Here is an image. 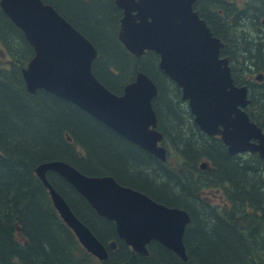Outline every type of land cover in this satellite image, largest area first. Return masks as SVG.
<instances>
[{"label":"trees","instance_id":"1","mask_svg":"<svg viewBox=\"0 0 264 264\" xmlns=\"http://www.w3.org/2000/svg\"><path fill=\"white\" fill-rule=\"evenodd\" d=\"M43 1L97 47L92 69L110 90L121 93L137 69L155 81L158 96L153 104L164 142L175 148L181 162L171 168L167 161L51 92L29 93L22 68L34 49L0 6V43L13 58L12 70L0 69V264H93L94 256L60 217L49 189L36 174L39 164L52 160L69 162L85 174L112 175L155 201L186 209L191 215L184 235L188 260L158 241H152L149 254L144 255L127 245L115 223L99 215L66 179L48 172L49 181L97 238L106 245L117 240L118 248L109 249L108 259L100 264H264V160L257 153H229L221 138L205 134L193 116L182 111L181 89L159 68V55L147 51L135 57L119 41L121 10L114 0ZM200 1L216 14L217 9L226 8L223 0ZM252 4L242 12H247L250 22L239 33L231 32L225 18H219L221 26L209 18L208 24L229 43L228 54L257 73L263 70L264 49L254 47L247 34H254L251 23H260L264 0H252ZM235 9L231 13L237 20L236 11L241 9ZM114 11L116 28L111 36L113 24L102 18ZM262 109L253 118L264 129V103ZM183 116L190 119L189 130L181 121ZM203 162L208 168L201 166ZM206 188L223 190L225 205L207 203L202 197ZM204 210L207 225L201 218Z\"/></svg>","mask_w":264,"mask_h":264},{"label":"water","instance_id":"2","mask_svg":"<svg viewBox=\"0 0 264 264\" xmlns=\"http://www.w3.org/2000/svg\"><path fill=\"white\" fill-rule=\"evenodd\" d=\"M196 0H116L124 10L119 39L135 55L146 50L160 54V67L182 89L196 123L210 136L219 135L229 153H258L264 160V131L243 110L249 100L245 87H237L225 46L198 11ZM4 13L23 32L35 53L22 68L26 89H43L70 101L127 140L166 160L159 143L153 99L158 93L153 79L138 72L123 93L104 85L93 72L97 47L56 8L43 0H0ZM207 167L204 162L201 165ZM36 173L49 189L54 206L81 244L100 260L107 246L72 211L67 200L47 177L55 171L82 194L96 212L114 221L118 236L135 252L148 255V245L158 241L188 260L184 235L190 213L159 203L143 192L121 185L112 175L90 176L63 160L46 161ZM115 249L117 244H109Z\"/></svg>","mask_w":264,"mask_h":264},{"label":"flooded vegetation","instance_id":"3","mask_svg":"<svg viewBox=\"0 0 264 264\" xmlns=\"http://www.w3.org/2000/svg\"><path fill=\"white\" fill-rule=\"evenodd\" d=\"M221 1L222 0H215V2H219V3H222ZM249 1L252 4V0H249ZM114 2H115V5L117 6V8H119L121 10L120 11V16H119V19H118V30H117V37L119 39V32L121 30V19H122L123 15H124V10L116 4V1L115 0H114ZM223 3L226 6V8H219V9H217V11H216L217 14L214 13V10L212 8H209L206 4L202 3V1H200V0H196L193 7H194V10H196V11L199 12L200 17L202 19H204L207 22V24H208V18H209L210 20L211 19H214L217 22V24L221 26V22L219 21V18L221 20H223V18H225L224 19L225 20L224 23L227 24V26H229L230 27V30H231L233 28V25H232L231 21H233L232 16L234 15L233 13H231V9L233 8V6H232L233 3H232V0H223ZM228 13H231V16L229 17L230 18V22H228V19L229 18L226 19ZM222 26H224V24H222ZM210 28L212 29V27H210ZM261 30H263L261 32L262 37L260 38V41H258V43H256L255 45H256L257 48L264 49V18L262 19V27H261ZM218 37H220L223 40V42L225 43V46L221 49L220 57H222V58H228L229 65H230V68H231V75H232V77L234 79L235 85L237 87H245L246 90H247V98H248L249 102H248V104L245 107H243V109L249 114V116L254 121H256L253 118L254 114L257 115L258 113H262V110H263L262 109V105L264 103V66L262 67L263 70L258 71L257 73L252 72L251 71L252 69H250V68L246 70L244 68V62L242 60H239V59H236L235 60V59L232 58V56L230 54H228V50L227 49L230 48L229 43L226 42V40L223 37H221V36H218ZM119 41L123 44V46L125 47V49L128 52H130L132 55H134L135 57H143L147 53V51H153V52L157 53L154 50H146L145 53H143L142 55L137 56L134 53H132L125 46V44L120 39H119ZM157 54L159 55V53H157ZM160 59H161V57L159 55L158 66L161 69V67H160ZM136 71L137 72L135 74V78H136V75H137L138 72H144V71L138 70V69ZM135 78L132 81L126 83L125 86L127 84L133 82L135 80ZM176 85L180 88V86L177 83H176ZM125 86H124V88H125ZM124 88H123V90H122L121 93H123ZM157 96H158V94H157ZM154 99H153V101H154ZM181 100H183V102H187V104H188V101L185 100V99H183L182 91H181ZM153 106H154V104H153ZM154 111L156 112V110H154ZM189 112H190V115L192 116L191 111H189ZM156 116L158 118V126H157V129H159L160 131H162L161 128H160V118L158 117L157 112H156ZM192 119L195 121L194 116H193ZM195 123H196V121H195ZM87 175H89V174H87ZM104 175H106V174H104ZM90 176H99V175H90ZM129 187H131V186H129Z\"/></svg>","mask_w":264,"mask_h":264},{"label":"rangeland","instance_id":"4","mask_svg":"<svg viewBox=\"0 0 264 264\" xmlns=\"http://www.w3.org/2000/svg\"><path fill=\"white\" fill-rule=\"evenodd\" d=\"M232 3H233V7H235L236 9L235 10H238V9H241L240 12L239 11H236V13L238 14V18L237 20L236 19V16L233 15V29H231V32H235V33H239L241 31L244 30V26L247 27L249 25H245L247 23V21L250 22V19L246 16L247 15V12H243V10L249 8V4H250V1L249 0H232ZM112 7V6H111ZM114 13V14H113ZM115 15V16H114ZM116 12H112L111 14H108L107 17H104L102 19H105V20H109L112 22L113 26L111 28V32L109 35L111 36H114L115 35V28H116V25H115V22H116ZM264 18V14L263 16H260V23L258 25H254L251 23L252 26H250V29L252 31V35H249L247 34L249 38H252L254 41H253V44H256L258 43V41H260V38L262 37V34L261 32L263 30H261V25H262V19ZM227 19V18H226ZM228 22H230V18L228 19ZM106 31H107V27L105 28ZM108 31H110L108 29ZM240 36V34L238 35V37ZM256 45H254L255 47ZM12 56L10 54H6V49H5V46L0 43V69L2 70H12ZM15 89V88H14ZM181 104V109L182 111L184 112H189V106L187 104V102H183V103H180ZM190 114V112H189ZM184 124V127L185 129H190L191 127V123H190V119L183 116V119L181 120ZM168 149H167V155H166V160L164 162H168V166H170L171 168H178L179 165H180V162H181V157H179L178 155V152L175 150V148L172 146V145H169L167 144L166 146ZM77 150L79 152H81L83 155H85V152H83L80 148H77ZM93 162V161H92ZM208 168V167H207ZM180 169V168H179ZM206 169V168H205ZM164 182V181H163ZM214 193L217 195V196H214ZM224 196V191L221 190V189H212V188H206L203 192H202V197L205 198L206 202L211 204L212 206H217V205H225V198L223 197ZM206 211H202L201 215H202V220L204 222V225H207V218H206ZM93 264H100V260L96 257H94V261H93Z\"/></svg>","mask_w":264,"mask_h":264}]
</instances>
